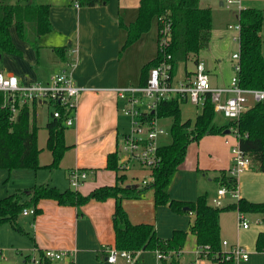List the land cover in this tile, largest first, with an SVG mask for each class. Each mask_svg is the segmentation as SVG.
<instances>
[{"label": "trees", "instance_id": "obj_1", "mask_svg": "<svg viewBox=\"0 0 264 264\" xmlns=\"http://www.w3.org/2000/svg\"><path fill=\"white\" fill-rule=\"evenodd\" d=\"M24 3L4 4L0 0V62L4 54L20 55L13 45L10 29L15 28L18 38L37 51L40 37L53 31L49 21L50 7L46 4L30 5ZM108 0H79V7L106 5ZM153 19L157 23L156 57L141 69V84H145L150 70L166 55L171 57L172 74H176L180 64L188 61L197 63L199 53L208 46L212 32V14L208 8H201L197 0H139L136 19L128 25L119 22V27L126 33L122 50L135 43L141 35L147 33ZM240 32L239 43V86L244 89L264 91V54H262L261 27L264 24V12L257 9H241L238 14ZM167 27L165 44L161 45L163 31ZM60 55L62 51L57 50ZM2 97L0 96V105ZM180 105L176 99L161 101L155 111L160 119H171L168 145L158 149V164L152 169L153 182L148 187L123 186L125 176L116 178L113 186H102L93 190L90 195L82 196L76 190L63 192L48 185L34 186L28 190H20L0 198V226L6 223L19 230L18 217L24 209L33 208L35 215L41 211L37 205L41 200H52L59 206L80 207L89 200L99 202L114 199L115 208L112 218L114 246L118 250L132 252L157 251L163 255L177 254L186 241L187 234L174 231L171 238L160 239L151 224H132L122 201L139 199L143 192L153 189L155 206H168L175 214L190 216L189 231L195 242V249L200 257L216 264H232L226 261L221 250L219 216L223 212L236 211L239 214H258L264 224V202H250L244 198L225 207H214L207 203L204 195L193 202L170 200L166 190L172 177L184 162L190 143L198 141L206 135H222L231 128L237 129L238 146L251 160V167L264 173V100L252 104L237 121H228L217 125L214 117L217 114L206 95L202 112L194 122L182 121ZM35 105L21 106L17 114L0 107V169L37 170L38 154L37 127L34 120ZM47 138L46 149L52 155L50 168H58L59 163L69 149L65 143V128L57 120L45 125ZM117 151L108 154L106 168L117 170ZM220 172L216 178L221 187L228 191L236 190V179ZM255 250L264 252V233H259L255 241ZM158 252V251H157ZM172 258V256H171Z\"/></svg>", "mask_w": 264, "mask_h": 264}, {"label": "crops", "instance_id": "obj_2", "mask_svg": "<svg viewBox=\"0 0 264 264\" xmlns=\"http://www.w3.org/2000/svg\"><path fill=\"white\" fill-rule=\"evenodd\" d=\"M138 3L139 0H108L106 5L75 8L69 0H50L46 5L50 7L49 21L53 27V31L39 38L38 50L34 51L26 42L20 40L15 28L12 27L10 29L11 39L20 55L4 54L3 56H14L18 59V63L21 62L20 65L24 74H21L22 76L19 79L24 82L37 81L46 83L54 76L52 74H48V76L39 75L33 69L42 60L44 52L48 50L54 56L52 62H50L53 71L58 74L67 68L68 64L74 65L72 74L76 84L79 86L112 89L139 85L141 84V69L154 59L157 47L154 54L146 52L147 39H145V33L131 46L122 50L126 33L119 27L120 21L128 25L136 19ZM254 3H264V0H252L251 4L254 5ZM154 21L156 22L155 19L152 22ZM155 30V38L157 39V23ZM41 40L45 41L41 42ZM57 50L62 51V55ZM34 56L36 62L33 63ZM49 58L51 59V57ZM178 67L175 74L178 79L191 74L185 72L183 76L178 77ZM0 70L8 75L17 77L16 72L12 71V69L9 71L5 70L3 57L0 62ZM119 104L120 101L111 91L86 92L79 100L75 125L65 129L71 130L74 140L72 143H68L65 139L66 145L69 146L65 154H72L73 162V167L68 170V175L75 168L87 171L88 176L85 181L89 177L94 179V183L91 185L89 191L97 187L113 186L116 184L118 173L112 171V178L108 177V181L106 182V174L104 172L108 170L106 168L108 154L114 153L117 150ZM38 109L39 106L34 107L33 115L37 129L41 126V123L39 124L38 121V117L40 116ZM49 121H51L50 118L44 121V130L45 125ZM225 144H227L226 141ZM84 148H87L86 151L83 150ZM87 153L88 155H86ZM185 164L184 160L176 174L184 170ZM230 166L231 160L229 156L227 162H222L221 164L217 162L212 166L206 167H212L211 169H218V171L227 174L225 167L229 171ZM220 172L218 175L213 176V178H218ZM235 179L237 183L235 190L236 197L231 196V198L238 200L245 197L248 199L245 196V192H243L247 189V186L242 185L250 183L257 185V191L259 190L257 195L259 199L256 202H264V173L257 172L251 168L236 176ZM85 181L81 184L80 188ZM78 189L76 191H79ZM187 200L192 201L189 198ZM187 200L182 201L188 202ZM207 203L211 205V203ZM36 208L41 212L38 214L33 226L32 245L25 251V256L23 257L24 264L29 263V257H37L44 250L58 249L74 250V264H109L106 261V248L114 246L112 227L115 208L114 199H107L103 202L91 200L87 205L81 206L83 213L80 215L78 214L79 209L77 207L59 206L52 200H41ZM221 214L219 216V225ZM21 216L28 218L35 215ZM182 217L187 219L190 224V216ZM237 217L238 212H236L235 217L236 223ZM257 217L259 219V227L255 232L257 234L252 240V250L247 249L250 252L249 259L246 262H239V264H264V252H257L255 250L257 235L264 233V224L261 222L262 216L258 215ZM136 221L137 223L130 220L132 224L144 223ZM151 225H153L157 234L159 230L158 224ZM248 229H240L236 225L235 239L231 238L228 240V238L224 237L220 227V239L230 244L242 245L239 237L240 232ZM192 241L195 247L194 239ZM182 250L180 254H183ZM16 252H19L18 254L20 255L22 254L21 251L17 250ZM178 256L179 253L172 256V260L170 259L171 264L179 263L180 257ZM188 261V264H216L212 263L211 260L198 259L197 257Z\"/></svg>", "mask_w": 264, "mask_h": 264}, {"label": "rangeland", "instance_id": "obj_3", "mask_svg": "<svg viewBox=\"0 0 264 264\" xmlns=\"http://www.w3.org/2000/svg\"><path fill=\"white\" fill-rule=\"evenodd\" d=\"M49 1L50 0H28L27 2L30 5H39L47 4ZM197 1L201 8H208L212 14L211 39L208 46L199 53L198 62L202 63L204 66L205 72L208 75L210 81V87L222 88L223 86L229 85L231 79L234 77L235 72L233 67L237 63V60L232 59V55L239 53L238 32L235 29L230 30L228 27H235L239 24L238 14L240 9L252 8L264 12V3H254V5H252V0H234L236 2L229 5V7H226L227 0ZM1 2L4 4L13 5L17 3H24L25 0H1ZM151 25V28L145 34V39H147L145 50L146 52H149V54H154L157 47L155 38L156 22H152ZM261 38L262 53H264V24H262L261 27ZM42 41L45 40H41V42ZM49 57H51V59ZM53 57L54 56H52L47 50V52H44L42 60H40L39 64L34 66L33 69L37 71L39 75H55L56 72L53 71L50 65ZM17 60L18 59L14 56H3V66L5 70L9 71L12 69V71L16 72L17 78L19 79V77L22 76L21 74H24V71L20 65L21 62L18 63ZM34 60L33 63L36 62L35 56ZM194 70L195 64L192 61H188L186 65H179L177 75L178 77H181L185 72L192 73ZM40 81L42 80L40 79ZM250 103L251 105L253 104L252 102ZM122 106L123 104L120 102L118 110V145L122 143V135L128 133L130 130L128 119L125 118L121 113V109L123 108ZM51 111L52 107L48 104L43 105L38 109L40 114L38 121L39 124L41 123V126L37 129V148L40 150L38 154V164L40 168L37 170L14 169L11 171H8L7 169H0V198H4L8 194L14 193L16 191L28 190L34 186L40 185H48L61 192L65 190L74 191L70 187L67 179L68 170L73 167L72 154H64L58 168H50L52 155L45 147L46 131L44 130L43 123L45 120H49V118L51 119ZM201 112L202 108L197 109L189 103L180 105L182 121L190 120L191 122H194L197 115H199ZM33 118L34 116L32 117V120ZM214 122L217 125H223L226 124L228 120L223 118L222 115L216 114L214 117ZM160 124L166 131V135L159 138L156 143L161 147L168 145L171 141V136L169 133L171 119H163L160 121ZM64 137L68 143H72L74 141L71 130H64ZM225 141L227 144H225ZM235 145H237V140L235 133L232 131H229L228 134L222 136L217 134L206 135L198 141L190 143L187 150L184 170L172 177L171 182L166 190L168 199L186 201L189 198V200L192 201H187L193 202L198 196L204 195L207 202L211 203L212 205V199L217 197V190L221 187L218 180H216V177L213 178V176L218 175L220 171H218V169H211L212 167L209 168L206 166H212L217 162L219 164L222 162H227L229 156L231 160V147ZM86 149L87 148H84L83 150L86 151ZM86 155H88V153ZM251 168L252 167H250V169ZM225 170L227 172L225 176L228 177V168L225 167ZM104 173L106 174L105 181L107 182L108 177L112 178L113 173L111 170H105ZM117 173V176H125L121 185L139 186L140 189L148 187L143 186L142 182L148 181L152 178L151 173L148 170L140 169L133 162L127 164L125 170L118 171ZM93 183L94 179L89 177L82 187H79L78 190L80 192H77L85 197L90 195L93 190L89 191V189ZM242 186H247V189H245L243 192H245V196L248 199L245 197L243 198L253 202H256V200L259 199V197H257L259 191H257V185L247 183ZM220 201L222 203L220 207H225L227 205L236 203L237 199L231 198V193H226V195L222 197ZM121 205L129 215V220L132 222L135 221L137 223L136 220H138L139 222L150 223L154 225L158 224V237L164 241L171 238L175 230L185 232L187 234L186 241L184 247L182 248L183 254H180L181 250L178 252V257H180L178 264H188L189 259H195L196 250L193 245V238L189 231V223L187 219L175 214L166 205L156 208L157 206L154 204L153 189L143 192L139 199L123 200ZM77 208L79 209L78 214H82L83 212L81 206ZM37 216L38 215L23 218L20 215L16 225L20 231L14 230L12 225L9 223L0 226V264H24L23 257L25 256V251L27 248H30L32 245V236L34 232L33 226L36 222ZM244 216L249 224V229L246 231H241L239 237L242 241V246H244L246 249L252 250V240L257 234L255 232L259 227V219L257 217L258 215L247 214ZM235 217L236 211L224 212L220 217V227L222 229V233L225 238H228V240L231 238L235 239V227L237 225ZM17 250L21 251L22 254H18L19 252L17 253ZM157 251L159 252V250ZM134 255H136L135 264H171L172 260H158L156 258L157 255L155 251L134 252ZM173 255L174 254H172V256ZM211 262L213 263V261ZM26 264L31 263L29 262Z\"/></svg>", "mask_w": 264, "mask_h": 264}, {"label": "built area", "instance_id": "obj_4", "mask_svg": "<svg viewBox=\"0 0 264 264\" xmlns=\"http://www.w3.org/2000/svg\"><path fill=\"white\" fill-rule=\"evenodd\" d=\"M71 5L79 8V0H69ZM234 0H227L226 7L233 4ZM228 29H235L238 34L240 25L229 26ZM167 27L163 31L161 45L165 44ZM232 59L237 60L234 65V77L230 84L222 88H212L209 84L208 75L202 63L195 64V70L189 76L178 79L172 74L171 57L166 55L149 72V77L143 85L128 86L122 88L102 89L83 87L76 84L72 68L74 65L68 64L67 68L51 77L48 82L37 81L24 82L16 76L8 75L0 70V96L2 109H9L13 117L17 114L21 106L32 107L50 105L52 107L51 120H57L66 129L75 125L79 100L86 92L111 91L123 104L122 115L129 121V132L122 135V143L117 144V170L123 171L127 164L133 162L140 169L148 170L152 176V169L159 162L157 155L159 138L166 135V131L161 126L162 119L157 118L155 111L161 101L176 99L179 103H189L194 107L202 108L206 95L210 96L214 111L228 121L235 122L253 104L264 100V91L256 89H244L239 86L238 73L239 53L232 55ZM250 98V101H249ZM229 131L235 133L238 140L237 129L231 128ZM251 160L248 155L237 145L231 147V166L228 175L235 178L244 171L250 169ZM88 172L81 169H73L69 172L68 182L73 190H77L86 180ZM153 182V176L148 181H143V186H149ZM231 193L235 196V191H228L224 187L217 190V197L212 200V206L220 207V199ZM21 215H35L33 208L24 209ZM237 226L240 229H248L249 224L244 215L238 213ZM196 250V249H195ZM221 250L225 255L224 260L231 261L232 264L246 262L250 252L240 244H230L221 240ZM156 253L158 260L171 259L172 254L163 255ZM178 254V253H177ZM196 257L199 259L200 253L196 250ZM134 252L118 250L115 246L106 248V261L109 264H135ZM75 251L67 249L44 250L37 257H29L31 264H74ZM195 264V263H193Z\"/></svg>", "mask_w": 264, "mask_h": 264}, {"label": "water", "instance_id": "obj_5", "mask_svg": "<svg viewBox=\"0 0 264 264\" xmlns=\"http://www.w3.org/2000/svg\"><path fill=\"white\" fill-rule=\"evenodd\" d=\"M221 5H222V3H221ZM229 133V130H226L225 132H224V134H228Z\"/></svg>", "mask_w": 264, "mask_h": 264}]
</instances>
